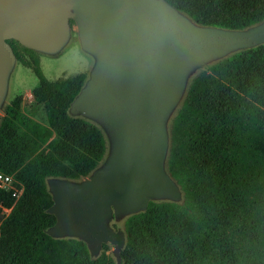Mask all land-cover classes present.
<instances>
[{
  "label": "trees",
  "instance_id": "16d2710c",
  "mask_svg": "<svg viewBox=\"0 0 264 264\" xmlns=\"http://www.w3.org/2000/svg\"><path fill=\"white\" fill-rule=\"evenodd\" d=\"M164 1L203 27L264 21V0ZM9 45L37 80L30 94L46 124L21 112L20 95L0 107V171L23 187L14 203L0 191L9 208L0 214V264H114L104 244L91 258L81 240L45 233L54 223L46 180L88 177L106 151L95 123L68 114L86 74L47 80L37 58ZM166 132L163 168L180 200L149 201L123 219L121 264H264V44L189 75Z\"/></svg>",
  "mask_w": 264,
  "mask_h": 264
},
{
  "label": "water",
  "instance_id": "95a60500",
  "mask_svg": "<svg viewBox=\"0 0 264 264\" xmlns=\"http://www.w3.org/2000/svg\"><path fill=\"white\" fill-rule=\"evenodd\" d=\"M69 20L95 60L68 114L96 123L109 140L102 164L79 181L46 180L51 238L85 243L89 256L112 245L121 264V230L108 225L149 201L178 202L166 174V120L197 67L264 44V21L243 30L199 26L164 0H0V107L15 57L8 40L42 54L66 43Z\"/></svg>",
  "mask_w": 264,
  "mask_h": 264
},
{
  "label": "rangeland",
  "instance_id": "374dc122",
  "mask_svg": "<svg viewBox=\"0 0 264 264\" xmlns=\"http://www.w3.org/2000/svg\"><path fill=\"white\" fill-rule=\"evenodd\" d=\"M8 42L16 48L19 55H21L23 59L26 61L28 60L29 54H31L35 58H37L40 55L39 56L40 63L38 66L42 72V75L45 77V79L51 80V81L60 79V78H65V77L75 75L78 73L86 74V78H87L88 73L95 62L94 58L90 56L89 54L85 53L80 47L78 38H77L76 26L73 20H71V25L69 26V34H68V39L66 43L55 54L47 55V54H42L37 51L27 49L21 46L19 43H17L14 40H8ZM204 66L205 64L195 68L190 73V75L204 68ZM186 82H187V79H186ZM36 83H37V80L35 76L33 75L32 71L28 69L27 67H24L23 65H21L19 62L15 60L12 66V69L8 75L6 92H5L3 101L1 103V107L7 104L14 96L20 95L21 96V103H20L21 112L27 115L28 117H30L31 119L41 124H45L46 122H45V116H44L42 104L38 99L32 97L30 94L31 89L36 85ZM172 112L169 114L165 122L168 121ZM77 116H80V115H77ZM73 117H76V116H73ZM98 127L100 128V126ZM100 130L104 136V140L106 144V151H105L102 161L100 162V164H102L108 154L109 140L101 128ZM0 214H3V213H0ZM123 219L124 218H121L119 220L111 219L108 222V225L111 226L114 230H121V223ZM104 245L107 248L108 256L112 259L114 263L115 260L112 255V245L110 244H104Z\"/></svg>",
  "mask_w": 264,
  "mask_h": 264
},
{
  "label": "built area",
  "instance_id": "2783aa9c",
  "mask_svg": "<svg viewBox=\"0 0 264 264\" xmlns=\"http://www.w3.org/2000/svg\"><path fill=\"white\" fill-rule=\"evenodd\" d=\"M23 190L22 186H18L12 175L5 174L0 171V191L8 194L13 198V203L18 199ZM9 208H1L0 213L7 214Z\"/></svg>",
  "mask_w": 264,
  "mask_h": 264
},
{
  "label": "crops",
  "instance_id": "0c3cea01",
  "mask_svg": "<svg viewBox=\"0 0 264 264\" xmlns=\"http://www.w3.org/2000/svg\"><path fill=\"white\" fill-rule=\"evenodd\" d=\"M39 56H40V55H39ZM39 56L37 57L38 65H39V63H40V57H39ZM50 81H51V80H50ZM45 122H46V120H45ZM45 124H46V123H45ZM45 124H44V125H45Z\"/></svg>",
  "mask_w": 264,
  "mask_h": 264
}]
</instances>
